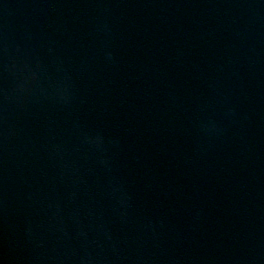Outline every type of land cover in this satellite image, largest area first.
<instances>
[{
    "label": "water",
    "instance_id": "water-1",
    "mask_svg": "<svg viewBox=\"0 0 264 264\" xmlns=\"http://www.w3.org/2000/svg\"><path fill=\"white\" fill-rule=\"evenodd\" d=\"M0 264H264V0H0Z\"/></svg>",
    "mask_w": 264,
    "mask_h": 264
}]
</instances>
